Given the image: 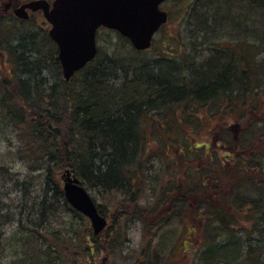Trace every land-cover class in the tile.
Returning a JSON list of instances; mask_svg holds the SVG:
<instances>
[{
	"label": "trees",
	"instance_id": "trees-1",
	"mask_svg": "<svg viewBox=\"0 0 264 264\" xmlns=\"http://www.w3.org/2000/svg\"><path fill=\"white\" fill-rule=\"evenodd\" d=\"M33 20L0 11V53L16 66L10 74L0 71V121L15 128L24 144L22 156L45 168L41 196L34 195L31 205H6L5 220L18 219L9 264H96L103 235L108 250L115 251L119 227L110 225L95 235L88 219L67 201L62 172L69 169L87 189L95 184L127 191L133 209L144 175L140 157L151 148L147 123L154 128L161 118L166 148L173 146L172 152L185 157L186 148L179 151L173 143L179 142L184 125L195 135L203 117L213 119L223 110L235 115V123L234 134L215 146L223 150V158L215 154L211 165L218 171L200 166V160L183 163L182 201L177 198L170 214L182 212V224L190 221L200 230L193 264H264V0H196L186 21L196 32L183 40L197 47L182 42L180 56L165 49L137 50L118 31L102 27L97 56L70 80L63 76L48 29L29 28ZM15 21L25 27L6 33L5 24ZM224 40L227 48H217ZM202 45L208 54L195 56ZM178 105L185 117L174 114ZM251 112L257 118H250ZM238 120H243L240 128ZM2 170L15 188L33 184ZM223 182L229 186L219 192ZM145 212L140 211L141 219L151 225ZM64 213L72 219L67 227L59 222ZM1 241L8 246L9 241ZM149 244L132 264H160L159 251L153 256Z\"/></svg>",
	"mask_w": 264,
	"mask_h": 264
},
{
	"label": "rangeland",
	"instance_id": "rangeland-1",
	"mask_svg": "<svg viewBox=\"0 0 264 264\" xmlns=\"http://www.w3.org/2000/svg\"><path fill=\"white\" fill-rule=\"evenodd\" d=\"M3 1L0 0L1 8L4 7L5 2ZM195 1L167 0L164 3L163 8L170 14L169 20L155 35L152 46L153 52H160L165 49V52L168 54L170 52L173 55L180 56L182 52L181 48L184 46L182 42L190 43L191 49L197 47L193 44L194 41L183 40L186 37L192 38V34L196 32L194 26L186 23L190 7ZM1 8L0 11H3ZM32 17L35 21L33 20L32 23H28L29 28L34 25L40 29L42 27H46L47 29L50 27L44 22L45 17L41 12L34 14ZM22 27H25L22 21L6 23L5 32L10 34L11 28L18 31V28ZM187 28L188 30L186 31ZM223 37L225 38L226 36ZM226 42L229 41H220L216 47H220L219 49L227 48L228 44ZM207 47L206 45L200 46L201 53L196 52L195 54L194 52L195 56H206L209 51L203 50V48ZM14 67H16L14 62L6 59L5 53H0V71L10 74L9 71ZM174 114L185 117V108L182 105L176 106ZM256 115L251 112L250 118L254 117L255 119L257 118ZM160 119L156 121L154 128L151 125L149 126L148 123L146 125V130L150 137L148 140L149 146L151 148L148 155L140 157L143 161L140 163V168H138L144 175L143 180L138 185L141 188L138 206L131 209L128 206L129 197L127 196V191L119 190V187L108 189L93 184L88 189L96 202L103 208L104 215L108 218L109 224L105 232L110 225L113 226V229L119 227L115 230L120 241L115 251L108 250L105 244L107 238L104 235L102 236L103 250H101L99 257L96 258V264H132L140 254L142 247L148 242H150V252L153 253V256L159 251L162 259L160 264H193L194 262L196 257L195 251L201 246L200 230L195 229L194 224L192 228L190 225L192 222L190 221L188 223L183 222L182 224V212L177 215L175 212L170 214L173 205L179 200L182 201V164L197 163L200 160V166H208L212 171H218L217 166L212 168L211 165L213 164L215 154L218 159L219 157L223 158V150L218 151L215 146L218 143L223 144L225 142L223 140L224 138L226 139L234 134L235 115L232 116L228 111L223 110L220 116L213 117V119L209 118L205 120L203 117L204 124L195 135H192L189 127L184 125L186 130H183L184 132L180 135L178 134L179 142L173 141V143L179 147V151L181 147L186 148L187 153H189L187 155L189 156L186 155L185 157L184 155L179 156L176 152H172L175 149L173 146L169 149L166 148L169 145V140H167L168 137L163 133L164 126H160ZM243 120H238L237 123ZM249 120L247 124H249ZM224 124L225 130L222 131L221 126ZM240 127L241 125L239 123ZM159 129L161 130L160 136L154 133ZM170 133L172 134V132ZM230 138L226 141L230 142ZM203 143H212L213 147H206L202 145ZM262 145H264V140ZM196 146L198 147L195 148ZM23 147L24 144L20 140L15 128L8 125V123L4 124L0 121V206L3 208H0V240H2L1 243L9 241L8 246L0 244V264H9L10 259H13L15 256L14 248L10 247L12 243L10 237L17 230L18 219L17 223L15 221L8 222L5 220L7 213L6 205L11 203L12 206H17L16 203L18 202H29L31 205L35 201L34 195L41 196L43 193L45 168L41 165H33L26 157H23L20 152ZM189 148H195V150L188 151ZM1 169H7L20 181L28 180L32 181L33 184L29 187L22 185L23 189L15 188L13 181L10 180L11 177L5 174L6 170L1 171ZM174 186L177 189L175 192H172L170 198L166 199V193L173 191L171 189ZM228 186V183L223 182L222 188L219 187V192L225 191ZM140 211L142 213L146 211V216H148L147 221L151 225H146L141 219L142 214L140 216ZM124 212H128L126 218H122L121 216ZM63 216L59 222L62 227H67L68 223L72 221L71 215L64 213ZM188 220L191 219L189 218ZM88 222L91 226L89 219ZM151 226L152 228L150 230L149 228Z\"/></svg>",
	"mask_w": 264,
	"mask_h": 264
},
{
	"label": "water",
	"instance_id": "water-1",
	"mask_svg": "<svg viewBox=\"0 0 264 264\" xmlns=\"http://www.w3.org/2000/svg\"><path fill=\"white\" fill-rule=\"evenodd\" d=\"M165 0H31L17 8L18 17L28 18V9H43L50 22L49 34L58 46V57L67 80L97 54L100 27L118 30L139 50L152 44L156 31L168 19L161 8ZM68 202L89 217L95 234L102 232L107 218L102 215L89 191L69 169L62 174Z\"/></svg>",
	"mask_w": 264,
	"mask_h": 264
},
{
	"label": "flooded vegetation",
	"instance_id": "flooded-vegetation-1",
	"mask_svg": "<svg viewBox=\"0 0 264 264\" xmlns=\"http://www.w3.org/2000/svg\"><path fill=\"white\" fill-rule=\"evenodd\" d=\"M25 1H27V0H25ZM25 1L16 2V1L11 0V1H8V2H11L10 5H8V2H5L4 5H6V6H4L3 8H1V5H0V8L3 9L4 13H6V14H8V15H10V16L16 17L15 14H14V8H15L16 6H18V5L22 4V3H24ZM50 1L52 2V0H50ZM40 12L42 13L41 10H39V11H37V12H35V11H34V12L31 11V12H30V15H31V17H32L34 14H36V13H40ZM42 14H43V13H42ZM168 14H169V12H168ZM169 15H170V14H169ZM44 22L46 23V25H50L46 20H44Z\"/></svg>",
	"mask_w": 264,
	"mask_h": 264
}]
</instances>
